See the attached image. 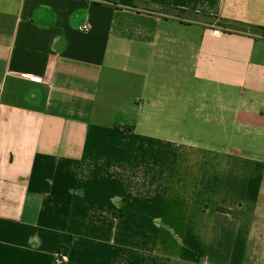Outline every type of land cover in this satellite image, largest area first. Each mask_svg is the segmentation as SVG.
<instances>
[{"label":"crops","instance_id":"obj_1","mask_svg":"<svg viewBox=\"0 0 264 264\" xmlns=\"http://www.w3.org/2000/svg\"><path fill=\"white\" fill-rule=\"evenodd\" d=\"M136 1L0 0V264H264V0Z\"/></svg>","mask_w":264,"mask_h":264},{"label":"trees","instance_id":"obj_2","mask_svg":"<svg viewBox=\"0 0 264 264\" xmlns=\"http://www.w3.org/2000/svg\"><path fill=\"white\" fill-rule=\"evenodd\" d=\"M102 1L106 2V3L113 4V5L118 6V7L123 6V7L133 8V9H137L138 5H139V3L136 0H102ZM145 5L148 6V4H145ZM166 10L168 12L170 11V12L175 13V15L177 17H179L181 20H184V17L189 16V15L197 17V18H205L206 17L204 15L197 14V13H191V12H188V11L182 10V9L166 8ZM252 28L256 29V30H258L264 34V27H252ZM60 253H66V252L62 248V249H60Z\"/></svg>","mask_w":264,"mask_h":264},{"label":"built area","instance_id":"obj_3","mask_svg":"<svg viewBox=\"0 0 264 264\" xmlns=\"http://www.w3.org/2000/svg\"><path fill=\"white\" fill-rule=\"evenodd\" d=\"M89 29H90V27L88 25H83V26L79 27V30L82 31V32H86ZM66 255H67L66 253H60L58 255V263L59 264H64L65 263L66 258H67Z\"/></svg>","mask_w":264,"mask_h":264}]
</instances>
